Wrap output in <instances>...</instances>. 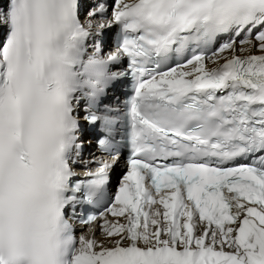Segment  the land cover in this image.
Returning a JSON list of instances; mask_svg holds the SVG:
<instances>
[{
	"label": "snow or ice",
	"instance_id": "6c2138e0",
	"mask_svg": "<svg viewBox=\"0 0 264 264\" xmlns=\"http://www.w3.org/2000/svg\"><path fill=\"white\" fill-rule=\"evenodd\" d=\"M85 7L0 0V264H264V0H97L82 22ZM113 28L115 51L85 60ZM125 60L131 155L74 182L75 106L108 150L117 122L97 113ZM105 201L77 235L69 209Z\"/></svg>",
	"mask_w": 264,
	"mask_h": 264
},
{
	"label": "bare ground",
	"instance_id": "6f19581e",
	"mask_svg": "<svg viewBox=\"0 0 264 264\" xmlns=\"http://www.w3.org/2000/svg\"><path fill=\"white\" fill-rule=\"evenodd\" d=\"M109 10H111V8H109ZM111 29H106L105 31H110ZM246 54V53H245ZM255 54H259V53H255ZM206 66L207 67H209V68H211V67H214L215 65H213L210 61H208V62H206ZM187 70V69H186ZM92 143V142H91ZM117 169V168H116ZM116 169L113 171V180H112V184H111V186H115L114 185V181H116L117 180V175H118V171H116ZM79 174H81V172H79ZM124 174V173H123ZM93 227H95L96 229H97V231H99V226H98V224H94L93 225ZM81 231H80V233L79 234H81V232H83V231H86V228H81L80 229ZM78 234V235H79Z\"/></svg>",
	"mask_w": 264,
	"mask_h": 264
},
{
	"label": "rangeland",
	"instance_id": "374dc122",
	"mask_svg": "<svg viewBox=\"0 0 264 264\" xmlns=\"http://www.w3.org/2000/svg\"><path fill=\"white\" fill-rule=\"evenodd\" d=\"M121 174H118L117 175V178H120ZM115 186L117 185V183L114 184Z\"/></svg>",
	"mask_w": 264,
	"mask_h": 264
}]
</instances>
